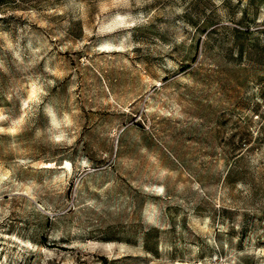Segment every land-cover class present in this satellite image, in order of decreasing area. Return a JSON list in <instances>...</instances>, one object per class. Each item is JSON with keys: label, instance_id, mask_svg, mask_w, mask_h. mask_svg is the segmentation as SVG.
Instances as JSON below:
<instances>
[{"label": "rangeland", "instance_id": "obj_1", "mask_svg": "<svg viewBox=\"0 0 264 264\" xmlns=\"http://www.w3.org/2000/svg\"><path fill=\"white\" fill-rule=\"evenodd\" d=\"M0 264H264V0H0Z\"/></svg>", "mask_w": 264, "mask_h": 264}]
</instances>
